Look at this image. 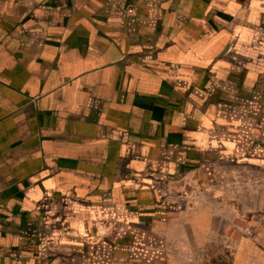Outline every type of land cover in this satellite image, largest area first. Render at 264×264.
<instances>
[{"label": "crops", "instance_id": "1", "mask_svg": "<svg viewBox=\"0 0 264 264\" xmlns=\"http://www.w3.org/2000/svg\"><path fill=\"white\" fill-rule=\"evenodd\" d=\"M39 3L0 0V264H135L165 186L264 156V0Z\"/></svg>", "mask_w": 264, "mask_h": 264}, {"label": "rangeland", "instance_id": "2", "mask_svg": "<svg viewBox=\"0 0 264 264\" xmlns=\"http://www.w3.org/2000/svg\"><path fill=\"white\" fill-rule=\"evenodd\" d=\"M53 4L69 10L73 0L39 3ZM204 162L179 186L161 190L171 214L151 231L155 245L141 264H264V156Z\"/></svg>", "mask_w": 264, "mask_h": 264}]
</instances>
